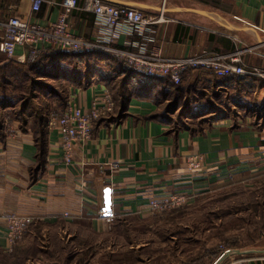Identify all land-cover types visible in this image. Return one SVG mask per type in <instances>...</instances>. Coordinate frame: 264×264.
Wrapping results in <instances>:
<instances>
[{
  "label": "crops",
  "instance_id": "1",
  "mask_svg": "<svg viewBox=\"0 0 264 264\" xmlns=\"http://www.w3.org/2000/svg\"><path fill=\"white\" fill-rule=\"evenodd\" d=\"M62 1L42 0L40 8L33 11L30 0H0V23L17 15L47 25L63 11ZM102 1L136 8L144 16L162 17L148 26L143 37L127 33L122 26L115 28L112 47L127 51L145 48L166 58L233 54L251 41L264 49V0ZM67 20L76 35L92 41L108 36L109 30L100 29L90 12L73 9ZM2 34L0 26V39ZM50 49L40 46L36 57ZM90 51L95 64L88 75L91 81L85 85L72 83L68 94L88 111L93 94L103 86L112 94L115 106L107 116L93 121L90 139L74 147L71 164L64 162L56 131L48 127L40 171L34 170L38 149L30 131L19 129L0 139V253L12 257L0 264H30L28 260H35L31 264H116L118 257L104 252L109 247L102 244L114 227L97 216L98 208L112 207L115 218L147 216L151 214L146 205L151 197L173 190L199 194L215 185L214 175L232 179L250 169L257 158L260 164L264 161V129L254 130L250 118L233 125L225 114L217 116L231 101L222 102L219 97L233 91L230 81L234 79L224 83L209 70H188L182 74L180 90L173 98L163 92L174 89L171 83L165 84V78L146 76L104 50ZM22 52L20 46L15 48V56ZM128 69L133 71L130 76ZM126 76L125 107L119 110L116 90L119 80ZM245 83L239 82L242 87ZM208 91H212L214 100L194 98V93L211 96ZM173 101L177 104L173 111L163 107ZM232 104L238 106L236 101ZM193 120L210 124L196 130L173 123ZM197 153L204 156L209 171L196 174L187 170L185 158ZM261 171L264 165L255 173ZM10 214L30 222L24 238L8 248ZM34 241L37 245L32 246ZM142 263L134 259L121 264Z\"/></svg>",
  "mask_w": 264,
  "mask_h": 264
},
{
  "label": "rangeland",
  "instance_id": "2",
  "mask_svg": "<svg viewBox=\"0 0 264 264\" xmlns=\"http://www.w3.org/2000/svg\"><path fill=\"white\" fill-rule=\"evenodd\" d=\"M241 46L242 64L248 69L253 67L264 71V49L255 41ZM37 59L21 62L0 53V139L10 137L20 129V110L26 106L25 103H30L28 113L39 108L47 114L59 115L65 107L71 85H68L66 76H73L79 70L70 61L74 59H63L62 63L45 60L46 64H57V69L39 68ZM208 93L211 96L207 98L194 93V98L200 101L212 99V91ZM173 95L174 91L168 97ZM220 95V101L231 100V103L222 106V111L217 112L218 117L225 114L232 119L233 125L250 118L254 130L264 129V116H261L264 113L261 103L264 100V85H255L251 90L235 85L233 91ZM240 99L246 103L239 106L232 104ZM163 107L173 111L175 103L164 104ZM173 123L185 124L196 130L210 124L199 120ZM261 165L264 161L260 164V158H257L250 169L238 172L232 179H228V175L226 178L214 175L217 179L215 185L196 193L194 200L184 207L147 216L114 217L106 222L114 230L102 240V244L106 243L109 247L104 252L118 257L116 264L134 259H140L142 264H212L228 250V257L221 264H264V171L255 173ZM218 178L222 181L217 182ZM24 233L14 243L21 241ZM35 245L34 241L32 246ZM12 250L9 253L14 255ZM5 258L12 259L0 253V262ZM27 262L31 264L35 260Z\"/></svg>",
  "mask_w": 264,
  "mask_h": 264
},
{
  "label": "built area",
  "instance_id": "3",
  "mask_svg": "<svg viewBox=\"0 0 264 264\" xmlns=\"http://www.w3.org/2000/svg\"><path fill=\"white\" fill-rule=\"evenodd\" d=\"M30 4L31 9L37 11L42 0H30ZM62 7L63 11L57 19L47 25L29 22L17 15L9 16L0 23L3 32L0 39V53L22 62L27 57V59L35 58L39 53L40 46L73 54L99 49L108 52L112 57L146 76L167 77L173 84L180 83L184 72L200 69L209 70L218 78L258 76L264 79V71L253 67L248 69L242 64L240 51L233 54L200 53L194 56L166 58L145 48L127 51L110 46L114 43L115 28L122 26L127 33L143 37L148 26L159 22L162 19L161 16H144L136 8L114 6L104 3L102 0H83L81 4L79 0H63ZM73 9L92 13L99 28L104 31L105 29L109 30L108 36H97L92 41L82 35L72 33L69 29L67 16ZM17 46L23 49L19 56H15ZM114 106L115 101L112 94L103 86L99 92L93 94L88 111L82 110L72 94H68L63 111L59 115H51L47 121V127L56 131L57 145L66 164L72 163L74 147L81 146L90 139L93 121L107 116L113 111ZM185 166L191 173L199 174L209 171L204 156L198 153L188 155L185 158ZM195 195L196 192L185 190L163 192L147 200V211L156 214L184 207L194 200ZM115 213L112 207H100L96 210L97 216L104 222L111 221L115 217ZM29 222L28 218L15 214L8 216L6 230L8 248H11L13 243L21 238L25 226Z\"/></svg>",
  "mask_w": 264,
  "mask_h": 264
},
{
  "label": "trees",
  "instance_id": "4",
  "mask_svg": "<svg viewBox=\"0 0 264 264\" xmlns=\"http://www.w3.org/2000/svg\"><path fill=\"white\" fill-rule=\"evenodd\" d=\"M51 51L47 54H44L40 57H38V67L39 68H44V69H51V68H58L57 64L54 65H50V64H46L44 63L45 60H50V61H56V63H62L63 59H74V60H70L73 61V66H76V69H79L75 75L73 76H66V78L69 80H67L68 85L72 84V83H77V84H87L88 82L91 81V78L88 77V75L91 73V71H94V67L95 64H93V62L91 61V56L94 54L92 51H87L85 53H78V54H73L70 52H66V51H60V50H55V52H53V49H50ZM99 54V53H98ZM100 57V56H99ZM101 58V57H100ZM116 59V58H115ZM110 60V59H109ZM108 60V61H109ZM91 61V62H90ZM83 66H80L81 65ZM83 68V69H82ZM97 71V70H96ZM128 73V76H130V74L133 72L131 70H126ZM213 74V73H212ZM214 75V74H213ZM128 76L121 78L118 82V87L116 90V94L117 96L119 95V110L123 109L125 107V100H126V94H127V89L125 88L127 83L129 82V78ZM215 76V75H214ZM216 77V76H215ZM166 79L165 84L169 85L171 83V85H174V89L169 91H163L165 92V96H168L169 93H171L172 91H174V95L172 96L173 98L175 97V95L177 94L176 92L178 90H180V84L182 81V77H181V81L178 84H173L171 82V80L167 77H162ZM218 78V77H217ZM234 79L232 84L235 85H239L240 81L246 82L245 84H242V86H240V88H246V90H251L252 87H254L255 85L257 86H263L264 85V79H261L259 77H252V76H247V77H241V76H225V77H221L220 79H224V83L226 82L225 80L229 81L230 79ZM166 86V85H165ZM162 96V95H161ZM174 102V101H173ZM175 103V102H174ZM242 103H246L243 102L242 99H240L239 101H237V105H242ZM262 106L264 105V100H262ZM26 106H23V108H21V125H20V129H22V131H30L32 133V136L35 140V144L36 147L38 149V153H37V159H36V166L34 168L35 171H40L43 167V163H44V158H43V152H44V146H45V134H46V130H47V117L48 114L46 112H42L41 109L36 108L34 110H32V112L28 113V106L30 105V103H25ZM177 106V104L175 103V107ZM242 108V107H241ZM168 109V108H167ZM174 109V108H173ZM27 113V116H26ZM261 116H264V113H262ZM20 119V118H19Z\"/></svg>",
  "mask_w": 264,
  "mask_h": 264
},
{
  "label": "water",
  "instance_id": "5",
  "mask_svg": "<svg viewBox=\"0 0 264 264\" xmlns=\"http://www.w3.org/2000/svg\"><path fill=\"white\" fill-rule=\"evenodd\" d=\"M228 250L225 252H222L219 257H217V259L212 263V264H221L223 262V260L228 257Z\"/></svg>",
  "mask_w": 264,
  "mask_h": 264
}]
</instances>
